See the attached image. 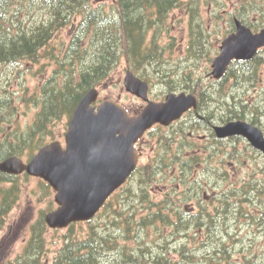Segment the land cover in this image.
<instances>
[{
    "label": "trees",
    "instance_id": "16d2710c",
    "mask_svg": "<svg viewBox=\"0 0 264 264\" xmlns=\"http://www.w3.org/2000/svg\"><path fill=\"white\" fill-rule=\"evenodd\" d=\"M90 1L0 0V63L21 62L28 65L36 64L44 58L54 59L56 66V75L43 85L42 96L40 91L31 94L40 109L26 128H19L18 123L16 124L18 112L15 104L18 99L11 92H7L3 97L0 95V160L11 155L31 158L50 140L48 138L53 135L54 123L61 118L69 119L87 90L98 86L123 58L128 67L141 77L149 81H153L154 76L160 78L166 83L167 91L185 89L197 93L200 96L198 109L203 112L206 121L213 123L218 119L225 122L233 118H245L242 112L246 111V105H243L242 111H233L227 106L228 103L223 101L221 108L226 107L228 114H225L227 111L216 114L214 111H208L207 103L216 100L215 93L221 91L226 80H232V84L242 82V71L251 69L243 81L251 80L257 75L258 69L264 65V55L261 54L264 49L252 60L233 63L222 80L214 81L217 82L216 85L210 83L202 86L198 81L203 78L204 73L200 74L186 67L175 71L174 65L156 68V65L165 62V47L157 42L158 34L162 33L160 26L174 9L182 6L189 9L188 14L192 12L189 14L188 53L211 58L210 54L205 53L208 49V39L204 37L206 35L203 31L196 28L193 0H116L111 12L94 8ZM12 7H16V12L11 13ZM41 9L47 14L41 19H36L34 12ZM67 24H75L70 40L63 45L60 43L59 47L51 43L58 31ZM158 27L160 28L157 30ZM153 30H157L154 35L151 34ZM193 66L195 65H192V68ZM251 122L255 123L256 118H252ZM150 167L151 164L147 165V168ZM23 176L0 171V230L5 226L7 216L21 197ZM25 177L29 175L25 174ZM41 183L44 193H50V185L43 181ZM122 190L127 194L133 193L128 185L123 186ZM247 192L251 193L252 198L261 197L264 195V181L257 179ZM247 192L243 191L242 194ZM167 194L166 198L160 200L164 201L163 206L158 203L160 201L152 202L148 206V213L137 219L132 214V204L122 203L121 193L117 191L103 207L104 211L95 217L98 219L104 213L107 221L104 223L117 228H103L101 224L94 223L95 218L78 222L87 223L89 229L80 235L69 234L55 258L48 264H171L163 253L149 256L141 252L134 253V246L128 243L129 239L136 237L135 240H138L143 232H148V229H143L150 225H158L156 230H162L160 223H168L173 228L167 237L164 236L163 242L157 243V250L162 252L170 243L169 240L177 239L178 234L185 233L189 227L197 230L192 235L194 239L200 237V232L204 229L207 237L201 240L200 248L208 253L205 264H223L222 260L230 257L229 251L223 259L214 256L216 246L218 256L223 252L221 239H217L216 244L211 247L212 238L213 243L215 242L216 218L209 215L206 221L201 214H188L185 206L181 207L178 202L179 194L176 188ZM185 195L183 193V196ZM241 195L233 190L223 191V196L227 197L225 202L233 208L239 207L240 201L242 203ZM152 199L148 201L151 202ZM203 200L204 198L198 200L199 206L203 205ZM168 203L171 208H167ZM175 216L176 219L172 220L171 217ZM78 223L70 225L71 231H74ZM47 228L43 214L31 223L30 236L17 259L18 264H45L43 256ZM136 247L138 250L145 248L142 244ZM185 258L192 260L193 256L186 253ZM183 263L186 264L185 260ZM229 263L235 264L234 261Z\"/></svg>",
    "mask_w": 264,
    "mask_h": 264
},
{
    "label": "rangeland",
    "instance_id": "374dc122",
    "mask_svg": "<svg viewBox=\"0 0 264 264\" xmlns=\"http://www.w3.org/2000/svg\"><path fill=\"white\" fill-rule=\"evenodd\" d=\"M235 1H192L193 11L198 9L199 13L196 18L204 24L205 28L211 30L208 35L209 46L205 53L215 55L217 43L225 30L224 26L222 29L219 27L224 23L221 15L226 16V10L232 7ZM90 2L94 8L111 12L116 0H91ZM246 5L254 9L250 19L264 12V10L259 12L264 8V0H249ZM14 12L16 7H12L11 13ZM188 12L189 9H185V6L174 9L165 23L160 26L162 28H157V30L162 29V33L158 34L157 42L165 47L163 51L165 62L156 65V68L174 65L177 71L186 67L197 73H204L203 78L198 81L199 85L204 86L210 83L216 85L217 82L208 77V72L211 71L209 57L188 53L189 14L192 13L188 14ZM34 13L36 19H41L47 14L43 9ZM74 28L75 24L62 27L51 43L59 47L60 43L63 45L68 42ZM157 30H153L151 34L154 35ZM261 54L264 55V52ZM192 65H195L194 68ZM55 68L54 59L44 58L36 64L28 65L21 62L20 64L0 63V95L3 97L7 92H11L18 99L15 105L18 112L16 124L18 123L19 128H26L34 120L40 107L34 102L31 94L40 91L42 96L43 85L56 75ZM128 68L124 58L117 63L99 84V99L119 100L133 113L145 103L141 98L128 92L124 86ZM250 72L251 69L242 71L241 78L246 79ZM243 80L236 84H232V80H226L229 86L224 82L221 91H216V100L207 103L208 111H214L216 114L227 111L226 107L221 108L223 101L227 102V106L233 111H242L243 105H246V111L242 112L245 115L243 119L251 122L252 118H256L255 124L264 131V65L258 69L257 75L251 80ZM167 90L166 83L154 76L151 81L150 97L162 99ZM182 90L185 89L176 91ZM225 114H228V111ZM67 129L68 119H59L54 123L53 135L48 139H58L64 143ZM141 143L142 155L139 167L126 184L131 187L133 193L127 194L122 188L118 190L121 193V202L132 204L131 211L134 217L139 219L146 215L149 211L148 206L152 202L166 198L167 193L176 188L179 194L178 202L181 203V207L185 206L183 208L188 213L201 214L206 221L209 215L216 218L215 242L213 243L212 238L211 247L216 244L217 239H221L223 252L218 256L216 246L214 256L223 259L229 251L230 257L227 260L224 258L223 264H230L231 261L235 264L264 263V195L252 198L251 194H242L248 182L253 183L257 179L264 181L262 153L248 146L247 140L243 137L233 141H218L210 132L208 125L189 122L188 117L171 128L154 126L146 133ZM24 159L28 160V157ZM149 164H151L150 169L147 168ZM21 183L23 191L20 200L8 215L5 226L0 230V264H18L17 259L30 236L31 223L57 206L54 200L55 192L52 190L50 193H44L40 178L24 175ZM229 190H233L239 196L242 194L243 201L242 203L240 201L239 207L233 208L225 202L227 197L223 196V191ZM183 193L186 195L183 196ZM151 198L153 199L149 202ZM201 198H204L203 205L199 206L198 200ZM158 203L162 206L165 204L164 201ZM167 208H171L169 203ZM171 219L175 220L176 216ZM93 221L95 224H101L103 228L108 224L104 223L107 222L104 213ZM160 225L162 227L160 231L156 230L158 225H150L143 229H148V232H143L138 240H135L136 237L128 240V243L134 246L132 249L135 250L134 253L141 252L147 256L158 252L163 253L171 264H184V260L186 264H205L208 253L200 248L201 240L207 237L203 232L204 229L201 230L200 237L194 239L192 235L197 230L189 227L185 233L178 234L177 239L169 240L170 243L161 252L157 250V243L163 242L164 236L167 237L173 227L168 223H160ZM107 228L114 230L117 227L108 225ZM86 229H89L87 223H78L74 231H71V227L58 229L48 227L45 232L46 248L43 256L45 264L55 258L58 249L69 234L80 235ZM121 241L124 242L122 239ZM140 244L145 248L138 250L136 246ZM184 244L186 247H183ZM186 253L192 254V260L185 258Z\"/></svg>",
    "mask_w": 264,
    "mask_h": 264
},
{
    "label": "water",
    "instance_id": "95a60500",
    "mask_svg": "<svg viewBox=\"0 0 264 264\" xmlns=\"http://www.w3.org/2000/svg\"><path fill=\"white\" fill-rule=\"evenodd\" d=\"M236 23L237 31L223 40L220 54L213 59L211 74L216 78L224 75L233 59H251L264 46V28L254 33L241 21ZM125 87L147 102L138 114L130 115L125 106L110 98L95 105L99 90L92 88L74 110L65 146L55 140L28 162L17 155L0 161V170L41 177L55 190L58 207L45 217L50 227L63 228L93 218L136 169L140 158L136 143L144 133L155 123L168 125L198 106L196 95L185 91L151 100L149 82L131 70L126 73ZM214 128L219 137L244 135L264 152V132L250 122L232 120Z\"/></svg>",
    "mask_w": 264,
    "mask_h": 264
},
{
    "label": "flooded vegetation",
    "instance_id": "af4514ba",
    "mask_svg": "<svg viewBox=\"0 0 264 264\" xmlns=\"http://www.w3.org/2000/svg\"><path fill=\"white\" fill-rule=\"evenodd\" d=\"M248 2H249V0H247V1H244V0H236L235 3L234 2L232 3V7L230 6V8L228 10H226V12H227L226 13V16L221 15L222 21L224 23L222 25H220L219 27H221V29H222V26H224L225 27V30L222 32V36L220 38V41H218V43H217L216 52H219L220 44H221L223 38H225L228 34L234 32L236 30L235 18L237 16H235V13L234 12H236V13L241 12L242 13L241 15L244 16L243 19L240 18L241 21L245 25L249 26L254 32H257V31L261 30L264 27V22L261 24V22L258 21L256 17H254V19H250L249 18L250 17V12H251L252 8L251 7L249 8L246 5ZM138 111H135L133 113H137ZM187 117H188V121L189 122L191 121V122L199 123V124H202V125H204V124L208 125L210 132L213 134V130L211 128V123L212 122L211 121L210 122L209 121H205L201 117V115L199 113H196L194 111L187 112L186 116L183 117V119L177 120V121L171 123L169 126H165V127H168V128L174 127V125L176 123H178L180 121L186 120ZM155 126H162V125L156 124ZM140 143L141 142L139 141V143H138L139 146H140Z\"/></svg>",
    "mask_w": 264,
    "mask_h": 264
},
{
    "label": "bare ground",
    "instance_id": "6f19581e",
    "mask_svg": "<svg viewBox=\"0 0 264 264\" xmlns=\"http://www.w3.org/2000/svg\"><path fill=\"white\" fill-rule=\"evenodd\" d=\"M219 120V119H218Z\"/></svg>",
    "mask_w": 264,
    "mask_h": 264
}]
</instances>
